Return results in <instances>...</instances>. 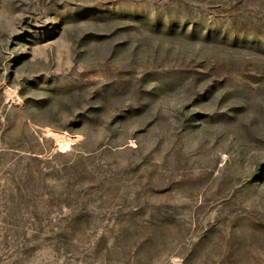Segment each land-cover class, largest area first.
I'll return each mask as SVG.
<instances>
[{
    "label": "rangeland",
    "instance_id": "1",
    "mask_svg": "<svg viewBox=\"0 0 264 264\" xmlns=\"http://www.w3.org/2000/svg\"><path fill=\"white\" fill-rule=\"evenodd\" d=\"M0 264H264V0H0Z\"/></svg>",
    "mask_w": 264,
    "mask_h": 264
},
{
    "label": "bare ground",
    "instance_id": "2",
    "mask_svg": "<svg viewBox=\"0 0 264 264\" xmlns=\"http://www.w3.org/2000/svg\"><path fill=\"white\" fill-rule=\"evenodd\" d=\"M57 135V134H56ZM60 136V135H59ZM55 137V136H54ZM65 138V137H64ZM69 141V140H68ZM67 140H60L59 138H57V142H58V144H59V148L61 149V150H63V149H66L67 147H68V144H69V142H68ZM59 149V150H60Z\"/></svg>",
    "mask_w": 264,
    "mask_h": 264
}]
</instances>
